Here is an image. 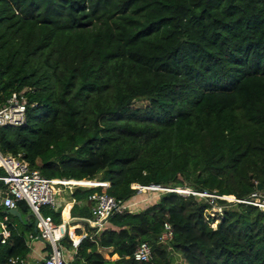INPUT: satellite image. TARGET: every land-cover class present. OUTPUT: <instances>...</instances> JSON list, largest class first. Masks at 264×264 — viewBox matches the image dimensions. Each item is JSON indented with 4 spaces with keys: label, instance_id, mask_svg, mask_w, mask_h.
Wrapping results in <instances>:
<instances>
[{
    "label": "trees",
    "instance_id": "obj_1",
    "mask_svg": "<svg viewBox=\"0 0 264 264\" xmlns=\"http://www.w3.org/2000/svg\"><path fill=\"white\" fill-rule=\"evenodd\" d=\"M13 92L29 119L0 127L3 153L47 178L110 183L76 187L72 217L92 218L94 193L141 201L82 238L73 264H264L260 206L133 187L264 193V0H0V104ZM18 208L29 219L9 213L0 264L31 251L36 219ZM141 241L150 262L132 257Z\"/></svg>",
    "mask_w": 264,
    "mask_h": 264
},
{
    "label": "built area",
    "instance_id": "obj_2",
    "mask_svg": "<svg viewBox=\"0 0 264 264\" xmlns=\"http://www.w3.org/2000/svg\"><path fill=\"white\" fill-rule=\"evenodd\" d=\"M36 103L33 104L35 106ZM29 119L28 114V99L24 92H13L4 102L0 104V127L13 126L19 127L26 125ZM0 207L5 209V213L0 217V244H5L11 236L9 228L10 215L7 210L18 208L20 202H26L30 207L32 214L37 222V231L29 235L30 240L41 239L51 245L52 250L44 258L36 264H73L74 257L69 258L66 254L65 247L62 245V240L68 235L72 240V248L74 256L77 254L78 247L82 238L92 234L86 232L84 235H79L80 240H77L70 233V226L75 218L71 216V208L75 204V199L70 201L66 199V195H73L76 187L86 186H104L109 187V182H96L84 184L83 180L64 179V178H47L43 176L38 169H33L30 163L25 159L23 153L11 154L3 153L0 149ZM91 182V180H89ZM133 187L137 190V194H141L144 190L152 191H177L184 195L195 194L200 197L216 196L209 193H199L191 188L185 192L178 191L177 188H165L159 185L143 186L134 184ZM68 190V191H67ZM223 198L224 196H217ZM93 202L92 218H80L79 223H83V231L88 225L92 230L101 231L106 225L109 217L114 214H122L136 207L140 200L118 201L114 196L109 194L94 193L89 197ZM237 202H245L248 204L258 205L264 208V194L254 192L249 199H237ZM68 205L69 218H64V210ZM61 211L62 223L57 224L52 215H47L42 212V208ZM221 209L222 207L217 205ZM264 210V209H263ZM219 221V220H218ZM213 223V222H212ZM218 223V222H217ZM213 225V224H212ZM217 226V225H216ZM215 226V227H216ZM91 230V231H92ZM78 228H75L74 233L77 236ZM174 236L173 226L169 222L164 223V232L160 236L159 243L168 244ZM72 255V256H73ZM134 260L138 262H150L153 260V249L147 241H141L134 254ZM11 264H27V259L16 256L10 259Z\"/></svg>",
    "mask_w": 264,
    "mask_h": 264
},
{
    "label": "crops",
    "instance_id": "obj_3",
    "mask_svg": "<svg viewBox=\"0 0 264 264\" xmlns=\"http://www.w3.org/2000/svg\"><path fill=\"white\" fill-rule=\"evenodd\" d=\"M68 199L70 201H72L73 200L72 195L70 197L68 196ZM4 211H5V209H4ZM70 213H71V211H70ZM22 217L24 218V215H22ZM10 220H11V218H10ZM73 224L83 225V223H79V221L78 222L73 221ZM79 229L81 230V228L78 227V230ZM29 235H28V246L30 247L31 251H30L29 256L27 257V262H28L27 264H36L39 260L44 258L49 253V249L47 248L48 244L44 240H39V239L30 240ZM103 249H105V248L100 247L99 252H101ZM105 250H109V252L111 251V249H105ZM68 256H69V258L74 257V255L73 256L68 255ZM109 256H110V254H109ZM109 256L107 258L111 259V257H109Z\"/></svg>",
    "mask_w": 264,
    "mask_h": 264
},
{
    "label": "rangeland",
    "instance_id": "obj_4",
    "mask_svg": "<svg viewBox=\"0 0 264 264\" xmlns=\"http://www.w3.org/2000/svg\"><path fill=\"white\" fill-rule=\"evenodd\" d=\"M0 173H2V172H0ZM94 181H96V182H98L97 180H94ZM86 187H91V186H86ZM68 191V190H67ZM149 192V195L151 194V195H153V191H150V190H144L141 194H143V193H145V192ZM146 192V193H147ZM264 194V193H263ZM68 196L70 197L71 195L70 194H67L66 195V199H68ZM209 196V195H208ZM214 196H216L217 197V195H214ZM200 197V196H199ZM205 197H207V196H205ZM233 197V199H227V198H224V199H226V200H228V201H235L234 200V196H232ZM218 204H216L215 205V207L213 208V209H210V210H208L207 212H208V214L211 216V217H213V218H215L214 219V221H213V225L212 226H216L217 225V222H218V220H219V218H220V216H221V209L217 206ZM47 207L46 206H44L43 208H42V212L45 214V209H46ZM30 214H32V212L30 213ZM32 219L33 220H35V217L34 216H32ZM77 225H79V224H72V226H73V229L75 230V228H78V227H76ZM79 228H83L82 226L81 227H79ZM92 229H91V227L90 226H88V225H86L85 226V231H83V229H79V231H81V232H77V237L79 236V235H84L86 232H88L89 234H92V231H91ZM62 245L65 247V250H66V254L67 255H73L74 254V249L72 248V246H70L67 242H65L64 240L62 241ZM177 256H179L178 254H177ZM105 258H107V257H105ZM108 259V258H107ZM112 259V258H111ZM117 259V258H116Z\"/></svg>",
    "mask_w": 264,
    "mask_h": 264
},
{
    "label": "water",
    "instance_id": "obj_5",
    "mask_svg": "<svg viewBox=\"0 0 264 264\" xmlns=\"http://www.w3.org/2000/svg\"><path fill=\"white\" fill-rule=\"evenodd\" d=\"M258 189L259 190L262 189L261 184L258 185ZM262 209H264V208L262 207ZM7 212H9L12 215H17L18 217H22V213L20 212L19 208L9 209V210H7ZM31 216H33V214H31ZM24 219H29V216L24 217ZM73 221L78 222V221H80V218H75ZM34 228H35V231H37V222L36 221L34 223Z\"/></svg>",
    "mask_w": 264,
    "mask_h": 264
},
{
    "label": "bare ground",
    "instance_id": "obj_6",
    "mask_svg": "<svg viewBox=\"0 0 264 264\" xmlns=\"http://www.w3.org/2000/svg\"><path fill=\"white\" fill-rule=\"evenodd\" d=\"M178 191H181V192H185V190L187 191L188 189H182V188H179V189H177ZM224 198H227V197H224ZM227 199H233V198H227ZM70 207H71V205H68L67 206V208L64 210V218L66 219V220H68V218H69V209H70ZM70 233H71V235L72 236H74L75 237V235H74V232H73V230H72V225L70 226ZM76 238V237H75ZM77 240H80V238H76Z\"/></svg>",
    "mask_w": 264,
    "mask_h": 264
}]
</instances>
